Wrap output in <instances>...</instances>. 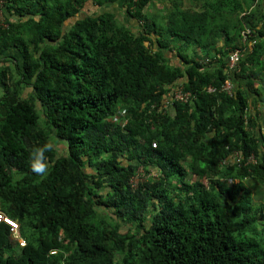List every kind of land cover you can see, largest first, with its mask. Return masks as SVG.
Listing matches in <instances>:
<instances>
[{
    "label": "trees",
    "instance_id": "1",
    "mask_svg": "<svg viewBox=\"0 0 264 264\" xmlns=\"http://www.w3.org/2000/svg\"><path fill=\"white\" fill-rule=\"evenodd\" d=\"M6 1L0 264H264V0Z\"/></svg>",
    "mask_w": 264,
    "mask_h": 264
},
{
    "label": "crops",
    "instance_id": "2",
    "mask_svg": "<svg viewBox=\"0 0 264 264\" xmlns=\"http://www.w3.org/2000/svg\"><path fill=\"white\" fill-rule=\"evenodd\" d=\"M155 2H157V0H155ZM158 2H159V0H158ZM103 9L105 11L108 10V11H110L112 13H115L117 15H120L122 19H124V17H126L125 16V12H124L125 11V8H124V4H123L122 0L119 1V2H117V3H115V4H111V5L104 6L102 8L101 7L100 8H98V7L96 8L94 6V3H92V1H87L84 4V6H83L82 11L85 14L87 13L88 15H92V14H95L96 12H101ZM0 11L2 13V19H3V21L5 22V25H6L5 27L4 26H0L1 29H5L7 27V23L8 22H13V23H17L18 22V20H19L18 16H14V15L12 16L8 12V4H7V1L6 0H0ZM80 17H82V15ZM75 19L76 18H71V19H69V21H67L65 23H73L75 21ZM124 24H126L127 26L132 27V28H134V27L136 28V26H138V23L132 22L129 19H127V22L124 23ZM8 54L14 55V54H16V50L15 49H11L8 52ZM169 54L173 55V59H174V62L175 63L177 61H179V59L176 57V55H177L176 54V50H173V52L168 53L167 55H169ZM171 55H170V57H172ZM0 67H1V65H0ZM255 87L258 88L259 86L258 85H255ZM28 92H30V90L29 89H25V93H28ZM0 95H1V88H0ZM262 107H264V102H256V103H253L252 104L253 110L254 109L259 110ZM260 124L262 126L261 132L264 133V121H260Z\"/></svg>",
    "mask_w": 264,
    "mask_h": 264
},
{
    "label": "built area",
    "instance_id": "3",
    "mask_svg": "<svg viewBox=\"0 0 264 264\" xmlns=\"http://www.w3.org/2000/svg\"><path fill=\"white\" fill-rule=\"evenodd\" d=\"M0 26H6L5 22L2 19V13L0 11ZM251 36L250 30L249 29H244L242 32V40L243 42H248V38ZM242 57V54L240 51L236 50L233 53L230 54L229 59H228V67L233 71L236 70L238 67V64L240 62V59ZM225 88L226 90L231 88L230 84L227 82L225 83ZM176 98L181 99V98H188V94H182L181 91L179 90L176 92ZM167 102L169 99H166ZM123 114V113H122ZM118 116L119 119L122 117ZM251 161H254L253 158H251ZM0 224H3L9 228L10 232V238L12 241L16 242L19 246L23 247L25 246V241L19 236V224L13 220L12 218L8 217L7 215L3 214L0 211ZM54 253V252H53Z\"/></svg>",
    "mask_w": 264,
    "mask_h": 264
},
{
    "label": "clouds",
    "instance_id": "4",
    "mask_svg": "<svg viewBox=\"0 0 264 264\" xmlns=\"http://www.w3.org/2000/svg\"><path fill=\"white\" fill-rule=\"evenodd\" d=\"M31 157L33 159V163L31 165L32 170L37 174H43L46 171V165L40 162L43 159V150H33Z\"/></svg>",
    "mask_w": 264,
    "mask_h": 264
},
{
    "label": "rangeland",
    "instance_id": "5",
    "mask_svg": "<svg viewBox=\"0 0 264 264\" xmlns=\"http://www.w3.org/2000/svg\"><path fill=\"white\" fill-rule=\"evenodd\" d=\"M159 7H161L160 3H159L158 1L155 2V4H154V12H155L156 10L158 11ZM88 13H89V12H88ZM86 14H87V13H86ZM191 54H192V47H189V48H187L186 55H187V56H190ZM254 110L256 111V109H254ZM260 121H261V120H260ZM259 125H261V124H259ZM56 146H57V148L60 150V153H64V148L62 147V145L58 144V145H56ZM144 179H145V177H144L142 171L139 170L137 177H135V179H134L135 183L138 182V181L141 182V181H143Z\"/></svg>",
    "mask_w": 264,
    "mask_h": 264
}]
</instances>
